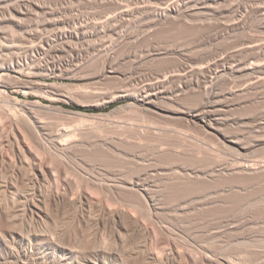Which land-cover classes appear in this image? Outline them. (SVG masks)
Wrapping results in <instances>:
<instances>
[{
  "label": "rangeland",
  "instance_id": "obj_1",
  "mask_svg": "<svg viewBox=\"0 0 264 264\" xmlns=\"http://www.w3.org/2000/svg\"><path fill=\"white\" fill-rule=\"evenodd\" d=\"M164 2L170 0H0V65L18 58L26 62L24 70L0 71V151L6 160H0V183L17 186L9 191L0 187V205L10 214L0 218L5 230L0 227L7 232L13 224L31 239L22 243L7 235L0 241V264H85L88 259L103 264H264V83L247 85L256 80L252 72L227 74L214 89L224 106L216 103L207 112L222 120L223 133L240 138L246 146L243 156L226 149L218 131L207 132L179 112L200 105L206 95L203 82L215 77L199 66L236 44L264 40V23L257 15L241 28L228 29L240 17L239 3L256 7L264 0H221L215 9H189L183 20L161 25L150 5ZM125 9L119 19L109 16ZM259 55L249 50L232 59L262 62ZM193 67L187 77L171 76ZM158 79L166 80L164 91L176 94V99L158 101L168 115L148 109L135 96ZM33 102L46 124V130L38 131L44 144H21L43 164L47 181L36 178L27 165L21 167L16 140L7 133L10 112H24ZM64 129L79 141L69 152L59 151L51 140ZM244 159L261 171L231 172ZM193 170L201 177H193ZM136 175L151 185L162 213L139 192L108 185ZM93 177L104 188L92 183ZM41 192L43 202L38 201ZM58 194L62 202L54 197ZM32 196L48 207L47 213L31 211ZM180 208L184 211L174 212Z\"/></svg>",
  "mask_w": 264,
  "mask_h": 264
},
{
  "label": "bare ground",
  "instance_id": "obj_2",
  "mask_svg": "<svg viewBox=\"0 0 264 264\" xmlns=\"http://www.w3.org/2000/svg\"><path fill=\"white\" fill-rule=\"evenodd\" d=\"M221 0H170V2H164L163 3V5L162 4H160V5H150L151 7V9H152V13H153V16L156 18V20L157 21H159L158 23L159 24H161V22H167V20H168V22H170V19H175V21H177L178 19L180 20L181 19V16L182 15H185V14H183L185 11H188L189 9H193V8H213V9H215L216 8V4L218 3V2H220ZM119 2V1H118ZM117 3V2H116ZM117 5H120V6H118L117 7V10L119 9V8H121V3L119 4H117ZM139 6H141V4L139 5ZM147 6V5H146ZM149 6V5H148ZM137 7V6H136ZM143 7V9L145 8L144 7V5H142L141 6V8ZM135 8V7H134ZM122 9V8H121ZM137 9V8H136ZM139 10H140V8H138ZM142 9V10H143ZM237 9L241 12V14H240V17L237 19V20H235V22H232L231 24L229 23V26H228V29H231V30H234V29H236V28H241L245 23H246V21H248L252 16H255V15H257L258 17H259V19H260V21L261 22H263L264 23V3L263 4H258V6H248V5H245V4H238L237 5ZM117 10H116V14H113V16L112 15H109L111 18H114V19H117L118 17L120 18V17H123V15H126V13H124V11L126 12H128V10L127 9H125V10H122V11H118V13H117ZM120 10V9H119ZM130 10V9H129ZM133 10V9H132ZM133 11H135V10H133ZM141 11V10H140ZM139 11V12H140ZM130 13H133L132 11H129ZM143 13V12H142ZM111 14V13H110ZM139 16V15H138ZM257 16H255V17H257ZM109 17V18H110ZM257 17V18H258ZM118 18V19H119ZM182 18L184 19V17L182 16ZM108 19V18H107ZM114 19H113V21H114ZM177 19V20H176ZM183 19H181V20H183ZM106 20V19H105ZM104 20V21H105ZM109 20V19H108ZM111 20V19H110ZM178 20V21H179ZM107 21V20H106ZM105 21V22H106ZM174 20H172L171 22H173ZM167 22V23H168ZM102 23V22H101ZM100 22L99 23H97V24H101ZM108 24H109V21L107 22ZM162 25V24H161ZM99 27H106V25L105 24H103L102 26L101 25H98V27H96L97 29L99 28ZM107 27H108V25H107ZM158 27V26H157ZM104 28H103V30H104ZM152 29V28H151ZM77 35H79V33H71L70 34V36H77ZM260 41H262V42H260ZM101 49V48H100ZM2 50V48H0V51ZM99 50V49H98ZM249 50H255L256 52H258L259 54H261L262 55V62H258V60L260 59H258L257 60V62H251V63H243V64H238L237 62H236V60H233L232 59V57L233 56H235V55H237V54H240V53H243V52H245V51H249ZM95 52V51H94ZM112 53V52H111ZM260 61V60H259ZM25 63L26 62H21L20 61V59L18 58L17 60H11V63L9 64V65H7V64H3L2 65V63H1V65H0V71L1 70H8V69H11V68H19V69H22V70H24V68H26L25 67ZM221 68L220 70H217V68ZM197 68V67H196ZM192 69H194V67L193 68H191L190 70H189V68H187V69H183L182 70V72L180 71H178V70H176L177 72H179L178 74L176 73V71H175V73L172 75L171 74V76L173 77L174 75H180L181 77H187V74L192 70ZM181 70V69H180ZM217 70V71H216ZM193 71V70H192ZM199 71H202V72H205V74L206 73H208V74H213V73H215V77H212L210 80H205V82H203L204 83V89H205V91H204V93L206 94L205 95V100L200 104V105H198V106H196V107H192L191 109H186V110H179V112H181L183 115L181 116V118H184V119H186L188 122H194V123H198L203 129H205L207 132H214V131H218V133H219V135L217 134V136L220 138L219 140H221V144H223V146L224 147H226V149L228 148V149H231V151H232V149L234 150V152H235V150L237 151V153H239V154H243L244 152H245V150H246V146L243 144V143H241L242 141H239V139L240 138H234V137H232V136H228V134L226 135L225 133H223L222 131H221V125H222V120L220 121L219 119L220 118H217L216 116H213V115H211V114H209V113H211L212 111V109L213 108H216V106H217V104L219 105L218 107H221V106H224L223 104H220L219 103V101L217 102V98H219L220 99V95L221 94H219L218 92H216L217 90H214V89H216L215 88V86H217V84H218V81L221 79V78H223V77H225V76H227V74H237V73H243V72H246L245 74L246 75H249L248 73L249 72H252V73H255L256 74V76H255V74L253 75L254 76V78H256V80L255 81H252V80H249L248 81V83H250V84H248L247 83V85H254V84H256V83H264V40H251V41H245V42H241V43H239V44H236V45H234L232 48H227L226 50H223L222 52H220L219 54H217L214 58H213V61H210V62H208L205 66H199ZM109 72H112L111 70H109ZM7 72H5V74H3V75H7L6 74ZM194 73H196V72H194ZM190 74V73H189ZM201 74V73H200ZM1 75V74H0ZM191 75V74H190ZM179 76V77H180ZM193 76V75H192ZM199 76V75H198ZM252 76V75H251ZM169 77V76H168ZM167 78V77H166ZM175 78V77H174ZM176 79V78H175ZM184 79V78H183ZM186 79V78H185ZM199 79V78H198ZM168 80H169V78H168ZM166 80L165 79H158V80H156V81H154V82H148V83H146L145 85H144V87H143V89H141L140 91H139V93H136L135 94V96H136V98H140L142 101H143V104H146V107L148 108V109H150V110H152V111H154V112H156V113H158V114H160V115H168V110L166 109V108H164V107H162L163 105L160 103V105H162V106H160L159 104H158V101L160 100H162V99H164V98H167V99H169V98H171L170 100H173V99H176V98H174L173 96H175L176 94H170V93H168V92H166V91H164L165 89H163V88H165V85H164V83H167V82H165ZM196 82H198V80H195ZM221 81V80H220ZM192 83V82H191ZM199 83V82H198ZM197 83V84H198ZM200 83H202V82H200ZM202 83V84H203ZM220 83V82H219ZM166 85H168V84H166ZM258 85V84H257ZM264 85V84H263ZM263 85H261L260 84V86H263ZM47 86V85H46ZM182 86V85H181ZM170 87V86H169ZM183 87V86H182ZM182 87L180 88V90L179 91H181V90H183L182 89ZM245 87V86H244ZM247 87V86H246ZM250 87H252V86H250ZM264 87V86H263ZM80 88V87H79ZM166 88H168L167 86H166ZM249 88V87H248ZM254 88H256V87H254ZM253 88V89H254ZM243 89H245V88H243ZM80 91H81V89H79ZM167 90H170V89H167ZM239 90H242V89H239ZM249 90V89H248ZM185 91V90H184ZM183 91V92H184ZM246 91H247V89H246ZM260 91V90H259ZM170 92H172V90L170 91ZM175 92V91H174ZM182 92V93H183ZM230 92V91H229ZM235 93V92H234ZM71 94L72 93H70V92H68L67 93V95L68 96H71ZM178 94H180V93H178ZM233 94V93H232ZM236 94V93H235ZM224 95V94H223ZM44 96H46V95H44ZM172 96V97H171ZM230 97V96H229ZM232 97V96H231ZM47 98H49V97H47ZM16 99V98H15ZM51 99V98H50ZM167 99H165V100H167ZM218 99V100H219ZM53 100V99H52ZM224 100V99H223ZM159 101V102H160ZM163 101V100H162ZM161 101V102H162ZM169 101V100H168ZM35 102V101H34ZM34 102H33V104H30L29 103V106L27 105L26 106V104H24L25 106H26V109H25V111L24 112H21V113H19L18 112V110H17V112L15 111V112H10V114H11V122L9 123L10 125H8V127H10V131L9 132H7V130H6V132L7 133H10L11 132V136H13V138L16 140H14L13 138H11V139H13V141H15V143H16V149H15V147H14V149H15V152H16V154H17V158L19 159V163L21 164V167L22 166H26L27 165V167H30V168H32L33 169V171H34V173H32L33 175L35 174L36 175V178H38V179H40V180H43V181H47V178H48V175H47V173H46V171H45V168H44V166H43V164H41L40 162H38L37 161V159L35 160V159H33V157H31L29 154H28V152H27V149L25 150V147L23 146V144H21L22 143V140L23 141H28L29 143L31 142V144L33 143V144H35V145H37V146H40V144L42 145V144H44V143H41L40 141L42 140L39 136H41L42 134L40 133V135H39V132L38 131H40L41 129H45L46 130V128H45V121H43L42 119H44V118H42V117H39L38 115H37V112H35L34 111V109L35 108H33L34 106H35V104H34ZM3 103V102H2ZM27 103H28V101H27ZM37 104H39V102H36ZM217 103V104H216ZM4 104V103H3ZM36 104V105H37ZM42 103H40V105H41ZM227 104V103H226ZM8 105V104H7ZM13 106V105H12ZM24 106V107H25ZM2 107V106H1ZM4 107V106H3ZM6 107V106H5ZM14 107V106H13ZM48 107V106H47ZM16 108V107H15ZM14 109V108H13ZM36 109H38V108H36ZM220 109V108H219ZM222 109V108H221ZM39 110V109H38ZM41 110V109H40ZM12 111V110H11ZM20 111V110H19ZM208 111H210L209 113H207ZM41 116V115H40ZM9 118V117H8ZM9 118V119H10ZM42 118V119H41ZM48 125V124H47ZM223 125H224V123H223ZM47 127V126H46ZM8 129V128H7ZM40 129V130H39ZM51 131V130H50ZM74 132V131H73ZM53 133V132H52ZM75 133V132H74ZM77 133V132H76ZM215 133V132H214ZM71 134V130L70 129H64V130H62V131H58V132H56V133H53L52 135H51V140L53 139L55 142V144L59 147V151H60V149L61 150H63V151H66V152H69V151H71L72 150V148L73 147H75L76 145H78V143H79V141H78V139L76 138V137H74V138H70V137H68L69 135ZM50 135V134H49ZM10 136V137H11ZM71 136V135H70ZM78 136V135H77ZM7 138H9V136H8V134H7ZM6 138V139H7ZM81 138V137H80ZM79 138V139H80ZM10 139V138H9ZM8 139V140H9ZM39 139H41L40 141H39ZM11 141H9L8 143H10ZM45 142V141H44ZM7 143V142H6ZM12 144V143H11ZM10 144V145H11ZM8 146H9V144H7ZM13 145H15V144H13ZM80 145V144H79ZM4 146H5V144H4ZM33 146V145H32ZM36 147V146H35ZM37 148H39V147H37ZM77 148H78V146H77ZM81 148V147H80ZM40 149V148H39ZM1 150V149H0ZM3 150V149H2ZM32 151V150H31ZM47 151V150H46ZM1 152V151H0ZM236 153V152H235ZM236 153V154H237ZM3 153L1 152L0 153V160L2 161H6L5 160V158H4V155H2ZM238 154V155H239ZM241 155H239V156H241ZM245 155V154H244ZM243 156V155H242ZM241 159H243L242 157H241ZM245 160V159H244ZM244 160H241L242 162H237L238 164H236V163H234L233 165H232V167L230 168L231 169V172H240V173H246V172H248L247 174H250L251 172H259V171H261V170H258L259 169V165L257 164V166H255V165H253V164H255L254 162H253V164L252 163H246V160H245V162H244ZM17 164V166L19 165L18 163H16ZM236 164V165H235ZM14 166H15V164H14ZM20 166V165H19ZM255 166V167H254ZM261 167L260 168H262V169H264V164L262 163V165H260ZM20 167V168H21ZM257 167H258V169H257ZM16 168V167H15ZM18 168V167H17ZM20 168H18V170H19V172L21 171V169ZM29 168V169H30ZM88 169V168H87ZM15 170V169H14ZM181 170V169H180ZM183 171H187L186 169H182ZM181 170V171H182ZM16 171V170H15ZM88 171V170H87ZM264 171V170H263ZM18 172V171H17ZM90 172V171H89ZM30 173V174H31ZM182 173V172H181ZM193 177H199L200 176V171L199 170H193ZM211 173V172H210ZM214 174V173H213ZM251 174H254V173H251ZM29 175V174H28ZM179 175V174H178ZM183 175V174H182ZM187 175H189V173L187 174ZM191 175V174H190ZM93 176H95V175H93ZM184 176V175H183ZM208 176V175H207ZM210 176H212V175H210ZM34 177V176H33ZM190 177H192V176H190ZM201 177V176H200ZM202 177H204V174H203V176ZM205 177H206V175H205ZM96 177H93V179H91V181H92V183H94V184H96L97 185V183H98V181H97V178L95 179ZM173 178V177H172ZM30 179V178H29ZM33 179H35V177L33 178ZM99 179V178H98ZM100 180V179H99ZM102 180V179H101ZM104 180V179H103ZM109 180H111V179H108V181ZM49 181V180H48ZM111 181H114V180H111ZM110 181V182H111ZM38 182H39V180H38ZM43 183V182H42ZM1 184V183H0ZM99 184L100 183H98V187H99ZM101 185H104V184H100V187H102ZM109 186H116V187H123V188H126V190L127 191H130V190H135V191H137V192H139L140 194H141V197H142V199H144L143 201L144 202H146L148 205H150L151 206V204L153 205V207H154V210L157 212V213H159V212H161V211H164L163 210V208L162 207H160L159 205H157V203H156V196L154 195V191H153V189H152V187H151V185L148 183V182H144L143 181V176L142 175H136V176H134V177H132L131 179H129V180H123V181H120V182H118V184H116V183H111V184H108ZM1 186H4L6 189H7V191H9L8 189H14L15 187L17 188V186H16V184H14L13 182L12 183H5V185L4 184H1L0 185V187ZM106 186H107V184H106ZM105 186V187H106ZM99 187V188H100ZM108 187V186H107ZM112 187V188H113ZM115 187V188H116ZM40 188V187H39ZM64 188V187H63ZM102 188H104V187H102ZM109 188V187H108ZM111 188V187H110ZM2 189V188H1ZM117 189V188H116ZM3 190V189H2ZM1 190V191H2ZM5 190V189H4ZM65 190H66V188H65ZM10 191H12V190H10ZM35 191V190H34ZM41 191H43V190H41ZM52 191V190H51ZM50 191V192H51ZM50 192H48L49 194H50ZM63 192V191H62ZM65 192V191H64ZM44 193L45 192H41V194L39 195L41 198L38 200L36 197V199L39 201V202H43V197H45V195H44ZM47 193V194H48ZM58 193V192H57ZM36 194H37V192H36ZM47 194H46V196H47ZM59 194H61V196H63L62 195V193H59ZM53 195L54 197H57V198H60V195ZM63 194H65V193H63ZM83 194V193H82ZM49 196V195H48ZM83 196V195H82ZM33 197V196H32ZM53 197V198H54ZM65 197H68V195H66V196H63V198H65ZM85 197V196H84ZM83 197V198H84ZM39 198V197H38ZM87 198V197H86ZM50 199V198H49ZM54 199H56V198H54ZM61 199V198H60ZM59 199V200H60ZM81 199H82V197H81ZM80 199V200H81ZM0 200H1V198H0ZM30 200V199H29ZM32 200H34V197H33V199ZM45 200V199H44ZM48 200V199H47ZM74 200V199H73ZM79 200V201H80ZM83 200V199H82ZM27 202H28V200H27ZM39 202H37V201H32L30 204H28V205H30L29 207H30V209H31V211L32 212H36L38 215L40 214V213H45L46 212V209L48 208L47 206H46V209L45 208H42V206H41V204L39 203ZM48 202V201H47ZM46 202V203H47ZM58 202V201H57ZM60 202H62V199H61V201ZM85 202V201H84ZM94 202V201H93ZM1 203V202H0ZM46 203H45V205H46ZM75 203V202H74ZM89 204V203H88ZM92 204V203H91ZM132 204V203H131ZM3 204H1L0 205V218L2 217L3 218V214H6V215H10L9 214V210H8V208H6V207H3L2 206ZM27 205V206H28ZM73 205V204H72ZM26 207V206H25ZM137 207H138V205H137ZM27 209V208H26ZM102 209V208H101ZM48 210V209H47ZM100 210V209H99ZM138 210H139V208H138ZM101 211H103V210H101ZM105 211V210H104ZM184 211V209L183 208H180V209H176L174 212H177L178 214H179V212H183ZM47 213V212H46ZM104 213V212H103ZM156 213V214H157ZM162 213V212H161ZM182 214V213H181ZM34 215V214H33ZM41 215V214H40ZM99 215V214H98ZM100 215H102V214H100ZM104 216H105V213H104ZM109 216H110V214H109ZM8 217V216H7ZM100 217V216H99ZM1 218V219H2ZM8 218H10V220L9 221H11V218L12 217H8ZM107 219V218H106ZM12 222V221H11ZM10 223V222H9ZM99 223H100V221H99ZM169 224V223H168ZM10 226H8V227H10L9 229H8V231L7 232H4V231H2V228H1V230H0V241H2V240H6L8 237H7V235H9L11 238H13V239H18L19 240V242L21 241L22 243H25L26 242V240H28V237H29V239H30V236H28V237H26L23 233H21L18 229H16V227L13 225V224H9ZM165 227V226H164ZM167 227V226H166ZM4 230H5V227L3 228ZM172 229V228H171ZM174 229V228H173ZM140 232V231H139ZM146 232V231H145ZM120 235V234H119ZM121 237V236H120ZM54 238V237H53ZM52 238V239H53ZM31 240V239H30ZM55 240V239H54ZM8 241H10V238L8 239ZM53 242V241H52ZM51 242V243H52ZM6 243V242H5ZM9 243V242H8ZM8 243H6V244H8ZM50 243V242H49ZM48 243V244H49ZM13 245V244H12ZM9 247H10V245H9ZM12 247V246H11ZM12 248H14V246L12 247ZM104 249H106L107 250V248H105V247H102V250H104ZM12 250H15V249H12ZM105 250V251H106ZM10 251V250H9ZM61 251H63V254L61 255V259H64L67 255L65 254V252H64V250H63V248H62V250ZM14 252V251H13ZM74 252V251H73ZM178 252V251H177ZM15 253V252H14ZM68 253V252H67ZM69 253H71V251L69 252ZM10 254V253H9ZM72 254V253H71ZM66 255V256H65ZM120 255V254H119ZM181 255V254H180ZM70 256V255H69ZM208 256V255H207ZM210 256V255H209ZM71 257V256H70ZM118 257V256H117ZM120 257H122L121 255H120ZM177 257V256H176ZM77 258V257H76ZM153 258V257H152ZM75 259V258H74ZM122 260H125V258L123 259V257L121 258ZM77 260H78V258H77ZM65 261V260H64ZM70 261V260H69ZM103 261V260H102ZM71 262V261H70ZM78 262H79V260H78ZM100 262H101V260H100ZM105 262V261H104ZM103 262V263H104ZM153 262V261H152ZM84 262H82V264H83ZM102 262L101 263H99L98 261H94V260H91V259H88L87 260V262H85V264H103ZM107 263V262H106ZM105 263V264H106ZM230 264H233V263H231L230 262Z\"/></svg>",
  "mask_w": 264,
  "mask_h": 264
}]
</instances>
